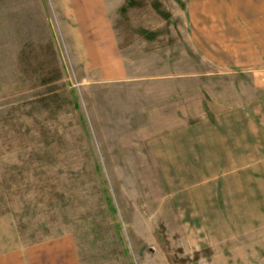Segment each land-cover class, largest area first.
I'll return each instance as SVG.
<instances>
[{"label":"rangeland","instance_id":"rangeland-1","mask_svg":"<svg viewBox=\"0 0 264 264\" xmlns=\"http://www.w3.org/2000/svg\"><path fill=\"white\" fill-rule=\"evenodd\" d=\"M239 7L0 0V264H264V15Z\"/></svg>","mask_w":264,"mask_h":264},{"label":"crops","instance_id":"crops-1","mask_svg":"<svg viewBox=\"0 0 264 264\" xmlns=\"http://www.w3.org/2000/svg\"><path fill=\"white\" fill-rule=\"evenodd\" d=\"M240 7H239V14L244 15H252L256 21H262V15H264V6H260L264 4V0H239ZM264 28H262V35L260 37L255 36L254 42H262L264 40L263 34Z\"/></svg>","mask_w":264,"mask_h":264}]
</instances>
